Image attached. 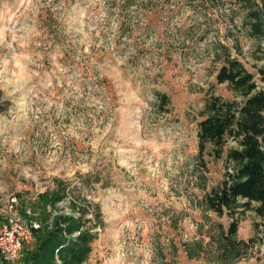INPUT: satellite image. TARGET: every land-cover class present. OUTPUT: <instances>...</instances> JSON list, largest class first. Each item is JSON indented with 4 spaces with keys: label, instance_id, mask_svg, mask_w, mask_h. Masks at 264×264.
<instances>
[{
    "label": "rangeland",
    "instance_id": "rangeland-1",
    "mask_svg": "<svg viewBox=\"0 0 264 264\" xmlns=\"http://www.w3.org/2000/svg\"><path fill=\"white\" fill-rule=\"evenodd\" d=\"M243 16L235 0H0V203L17 198L28 226L40 194L90 177L83 193L105 228L85 264H209L189 260L182 243L203 221L204 186L232 172L210 145L207 169L198 159L208 90L236 98L216 81L219 43L238 38L233 54L264 88V40L236 27ZM256 223L247 212L240 239ZM33 242L0 264H18ZM263 253L237 264H264Z\"/></svg>",
    "mask_w": 264,
    "mask_h": 264
},
{
    "label": "trees",
    "instance_id": "trees-1",
    "mask_svg": "<svg viewBox=\"0 0 264 264\" xmlns=\"http://www.w3.org/2000/svg\"><path fill=\"white\" fill-rule=\"evenodd\" d=\"M235 3L244 11L241 26L236 27L251 40H264V0ZM238 48V38L233 46L219 43L215 57L221 63L217 84L226 85L236 98L227 100L210 88L198 123L200 164L207 169L204 157L210 145L213 157L226 155L232 166L220 186L209 191L204 186L198 205L203 221L196 225L197 236L182 243L189 260L209 264H237L264 244V88L233 54V50L241 54ZM156 97L159 108L169 112L170 97L161 92ZM229 141L236 146L226 152ZM88 178L80 185L61 184L54 192L39 195L34 219L40 227L32 228L34 242L25 247L18 264H85L89 260L105 222L100 205L83 193L94 182ZM66 201L68 211L59 207ZM249 211L261 223L255 224L254 237L240 239V223ZM212 214L219 219L227 217L228 225L213 220Z\"/></svg>",
    "mask_w": 264,
    "mask_h": 264
},
{
    "label": "built area",
    "instance_id": "built-area-1",
    "mask_svg": "<svg viewBox=\"0 0 264 264\" xmlns=\"http://www.w3.org/2000/svg\"><path fill=\"white\" fill-rule=\"evenodd\" d=\"M17 198L0 203V255L10 261L17 260L24 242L33 237L32 228H39L37 222L25 221L17 213Z\"/></svg>",
    "mask_w": 264,
    "mask_h": 264
}]
</instances>
